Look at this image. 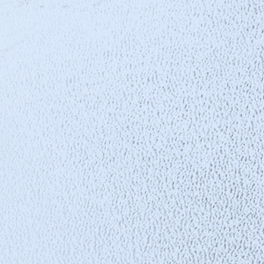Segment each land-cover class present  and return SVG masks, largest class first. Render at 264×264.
I'll return each mask as SVG.
<instances>
[{
  "label": "snow or ice",
  "instance_id": "6c2138e0",
  "mask_svg": "<svg viewBox=\"0 0 264 264\" xmlns=\"http://www.w3.org/2000/svg\"><path fill=\"white\" fill-rule=\"evenodd\" d=\"M0 264H264V0H0Z\"/></svg>",
  "mask_w": 264,
  "mask_h": 264
}]
</instances>
